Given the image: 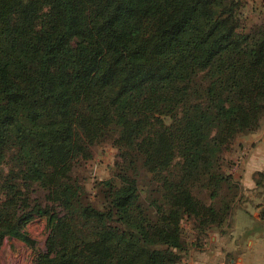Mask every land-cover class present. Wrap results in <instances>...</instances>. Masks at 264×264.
Returning a JSON list of instances; mask_svg holds the SVG:
<instances>
[{"label": "trees", "instance_id": "obj_1", "mask_svg": "<svg viewBox=\"0 0 264 264\" xmlns=\"http://www.w3.org/2000/svg\"><path fill=\"white\" fill-rule=\"evenodd\" d=\"M248 1L0 0V248L35 249L45 219L33 264H182L185 221L195 246L228 234L246 195L227 152L264 123ZM106 141L121 160L95 203L76 168Z\"/></svg>", "mask_w": 264, "mask_h": 264}, {"label": "rangeland", "instance_id": "obj_2", "mask_svg": "<svg viewBox=\"0 0 264 264\" xmlns=\"http://www.w3.org/2000/svg\"><path fill=\"white\" fill-rule=\"evenodd\" d=\"M242 12L249 24L260 22L264 19V0H249ZM237 145L238 144L235 143L232 146V149L227 152L228 160L225 163L226 170L230 168L232 170L235 169L234 171L239 170L240 166L243 164V160L246 159L245 157L247 154L242 155L243 149L240 150ZM240 157L241 163L237 167L234 166L235 161ZM120 160L117 149L110 141H106L94 147V154L91 160L76 168L77 174L82 178L87 194L93 202H99V197L97 195L98 182L114 177L118 169L116 168V164L117 162H120ZM145 181L146 176L144 175L141 178V183L144 184ZM145 191L146 188L144 190V196ZM254 194L251 196H254L253 198L257 199L258 197L256 198ZM251 201L252 200L250 199V202ZM250 202L249 206L253 211L254 207L250 205ZM239 209L240 208L236 209V211L238 212ZM241 215L242 214L239 215V218L235 221V225H233V228L230 229V232L227 234L229 236L233 233L232 237L241 234L242 237L239 236V241L241 240L242 247L240 250H237L239 253L233 250L235 248H232L231 245H227L226 247L223 245L224 254H218L213 259L209 256V251L211 249L210 235L218 229L214 228L210 230L208 236L202 240L198 246H195L193 245L195 243L194 232L192 231L189 222L185 221L183 224L184 236L189 242V251L185 255L182 264H210L211 260L213 261V264H230L229 261H231V263L233 262V264H239L237 263L239 254H241L243 259L247 262L246 264H264V243L262 247H257L253 249L252 252L244 250L246 247V245H244L246 241H243V239L249 234L251 235V238H254L258 235L259 230L252 229L248 234V229L245 228L247 224L246 222L247 219L252 220L253 217L249 215L248 218L245 219ZM27 231L36 240V248L33 249L29 247L17 238L6 237L0 248V264H33L37 254L46 249L49 230L45 219H38L29 224ZM262 231L264 234V229ZM255 238L257 239L258 237L256 236ZM241 251L242 253H240Z\"/></svg>", "mask_w": 264, "mask_h": 264}, {"label": "crops", "instance_id": "obj_3", "mask_svg": "<svg viewBox=\"0 0 264 264\" xmlns=\"http://www.w3.org/2000/svg\"><path fill=\"white\" fill-rule=\"evenodd\" d=\"M237 143L239 146V149H243V151H246V159L243 160V164L240 166L239 170L234 171L235 169H228L227 171L231 173L235 179H238L241 181V183L244 186V193L246 197V201L244 202V206L239 209V211L234 214V225L235 221L239 218V215L242 214L245 219L248 218L249 215L253 217L252 220L247 219L246 229H248V234L252 231V229L259 230L258 235H256L258 238L256 239L251 238V235H247L243 241H246L244 245H246L244 250L251 251L255 248L262 247L264 243V222L261 221L259 216V208L257 205L261 202L259 198H257V195L255 193V181H254V173L256 171L264 170V123L262 127L253 133H243L239 135L236 140L234 141L233 145ZM232 145V146H233ZM240 152V151H239ZM239 154V153H238ZM227 160L228 157L226 156ZM226 160V161H227ZM255 195L257 199L253 198ZM250 199L253 201L250 202ZM250 205L254 207V210L252 211ZM231 235H222L219 230L213 232L211 237V249L209 251V256L211 259L215 258L218 254H224L223 251V245L226 247L227 245H231L232 248H235L233 250L237 251L240 250L241 240L239 241V236L241 234H237V236ZM242 237V236H241ZM240 237V238H241ZM231 239V241H230ZM247 239V240H246ZM229 241V242H227ZM222 245V246H221ZM217 247V248H216ZM221 248V249H220ZM243 251V250H242ZM242 251L240 253H242ZM238 252V251H237ZM239 253V252H238ZM210 259V260H211ZM237 263L239 264H246L247 262L243 259L242 255L239 254L237 258ZM210 264H213V261H210Z\"/></svg>", "mask_w": 264, "mask_h": 264}, {"label": "built area", "instance_id": "obj_4", "mask_svg": "<svg viewBox=\"0 0 264 264\" xmlns=\"http://www.w3.org/2000/svg\"><path fill=\"white\" fill-rule=\"evenodd\" d=\"M245 154H246V151L244 150V151L242 152V155H245ZM242 155H241V157H242ZM241 157L238 158V159L235 161L234 166L237 167V166L241 163Z\"/></svg>", "mask_w": 264, "mask_h": 264}]
</instances>
